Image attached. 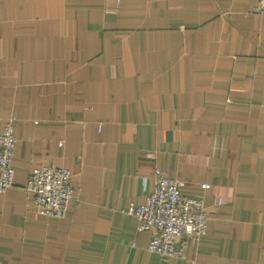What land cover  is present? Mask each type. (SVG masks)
Segmentation results:
<instances>
[{"label": "crops", "instance_id": "0c3cea01", "mask_svg": "<svg viewBox=\"0 0 264 264\" xmlns=\"http://www.w3.org/2000/svg\"><path fill=\"white\" fill-rule=\"evenodd\" d=\"M255 6L0 0V130L16 118L2 264H188L150 253L156 231L123 212L153 190L155 168L184 197L203 195L208 228L182 241L189 261L264 264V10ZM41 166L70 171L74 198L60 218L37 214L25 189Z\"/></svg>", "mask_w": 264, "mask_h": 264}, {"label": "built area", "instance_id": "2783aa9c", "mask_svg": "<svg viewBox=\"0 0 264 264\" xmlns=\"http://www.w3.org/2000/svg\"><path fill=\"white\" fill-rule=\"evenodd\" d=\"M255 1L254 12H262L264 0ZM15 121L16 118L10 116L0 130V194L14 182ZM70 177V171L64 167L41 166L31 172L25 189L33 196L37 214L56 218L64 215L74 198ZM153 182V190L145 195L144 202L130 203L123 212L136 219L138 230L156 231L147 244L150 253L194 264L187 259L182 241H197L207 232L209 213L203 195L184 197L180 182L165 176L159 168L154 169ZM209 187V184H202L204 190ZM219 203L220 198H217L216 204Z\"/></svg>", "mask_w": 264, "mask_h": 264}]
</instances>
